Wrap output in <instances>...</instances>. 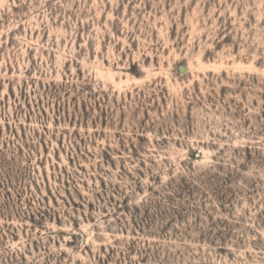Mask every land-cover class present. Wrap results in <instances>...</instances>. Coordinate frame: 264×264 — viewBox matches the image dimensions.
<instances>
[{
    "label": "rangeland",
    "instance_id": "obj_1",
    "mask_svg": "<svg viewBox=\"0 0 264 264\" xmlns=\"http://www.w3.org/2000/svg\"><path fill=\"white\" fill-rule=\"evenodd\" d=\"M0 264H264V0H0Z\"/></svg>",
    "mask_w": 264,
    "mask_h": 264
}]
</instances>
